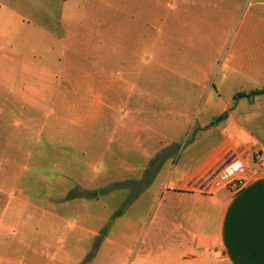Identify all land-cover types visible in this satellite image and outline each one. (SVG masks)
Segmentation results:
<instances>
[{
	"label": "rangeland",
	"instance_id": "374dc122",
	"mask_svg": "<svg viewBox=\"0 0 264 264\" xmlns=\"http://www.w3.org/2000/svg\"><path fill=\"white\" fill-rule=\"evenodd\" d=\"M73 1L70 14L61 0H0L44 30L24 32L15 45L27 46L12 49L29 59L23 50L37 39L44 81L22 80L11 60L12 81L0 84V264H226L196 246L193 225L222 190L214 183L230 154L223 149L168 182L174 167L185 170L215 141L196 135L221 101L209 98L201 113L183 106L197 107L202 92L190 80L200 77L195 64L209 71L224 58L231 28L264 10V0H186L180 21L164 24L165 41L163 0ZM151 27L160 48L155 64L142 65ZM68 29L75 45L64 50L46 33ZM130 68L133 76L122 77ZM53 71L61 81L46 80ZM25 85L42 97L22 98Z\"/></svg>",
	"mask_w": 264,
	"mask_h": 264
},
{
	"label": "crops",
	"instance_id": "0c3cea01",
	"mask_svg": "<svg viewBox=\"0 0 264 264\" xmlns=\"http://www.w3.org/2000/svg\"><path fill=\"white\" fill-rule=\"evenodd\" d=\"M72 1L61 0V6H65L70 14L74 11L69 6ZM184 6H188L186 0H176L175 3L172 0H163L161 13L163 32L164 24L171 17L180 21ZM97 9L101 10V8ZM73 14L72 16L75 17ZM16 31L18 35L13 33ZM43 31L41 26L30 24L22 14L0 3V84L8 86L7 82L12 81L6 64L11 60L19 62L25 72L26 76H23L22 80L44 81L42 64L36 60L37 39H34V44L29 50H23L28 51L31 56L29 59L22 52L16 54L12 50L27 46L16 47L15 45L18 39H24L22 36L24 32L32 36L37 33L43 34ZM147 31L146 52L149 56L142 61V65L144 63L153 65L155 64L154 50L160 48L157 47L159 37L154 27ZM48 32H46L48 36L51 34L57 37L56 40L60 42L63 50L66 45L74 47L75 43L70 41L74 36L72 29L62 30L57 34L50 30ZM231 32H234V36L231 42L227 39L224 43V50H227L224 58L217 59L209 71L195 64V76L200 77L198 80L193 78L190 80L194 81V84L202 91L194 97L198 103L197 107L186 106L187 104L183 102L186 113H191L193 109L201 113L202 105L209 98H217L221 101V113L215 119L225 114L226 117L217 122H214L213 118L208 122H198L201 131L196 135V139L199 141L214 138L215 141L185 170L181 171L174 167L168 183L174 179L180 181L186 179L211 156L220 154L223 149L230 154L227 159H231V164L239 161L250 166L251 169H245L238 175L236 182L212 194L208 201L201 205L203 217L201 221H198L199 224L195 220L194 236L197 240L196 246L201 247L203 251L207 248L213 250V256L216 257L217 262L220 260L226 264H264V174L260 173L258 165L254 162L258 154H264V94L250 98H235L237 93H250L264 89V74H258L264 73V10H255L253 13L248 11L237 29L233 27ZM163 36L162 41H165L166 36L170 39L165 32ZM161 48L170 49L164 42H161ZM135 62L139 65L138 60ZM125 70L127 71L121 73L122 77L133 76V69ZM211 75L215 76V88L204 90V83ZM61 79L60 74L53 71L46 80L59 82ZM18 94L24 99H30L32 96L37 98L42 97V90L39 91L36 86L25 85ZM191 94L189 93L190 97ZM180 96L189 97L185 94ZM187 103L189 104V101ZM219 254L221 259L218 258Z\"/></svg>",
	"mask_w": 264,
	"mask_h": 264
},
{
	"label": "built area",
	"instance_id": "2783aa9c",
	"mask_svg": "<svg viewBox=\"0 0 264 264\" xmlns=\"http://www.w3.org/2000/svg\"><path fill=\"white\" fill-rule=\"evenodd\" d=\"M257 164L261 174H264V154H258L256 157ZM245 170L244 163L236 161L226 167L219 178L215 181L216 188H225L238 180V175Z\"/></svg>",
	"mask_w": 264,
	"mask_h": 264
},
{
	"label": "trees",
	"instance_id": "16d2710c",
	"mask_svg": "<svg viewBox=\"0 0 264 264\" xmlns=\"http://www.w3.org/2000/svg\"><path fill=\"white\" fill-rule=\"evenodd\" d=\"M264 94V89H260V90H255V91H252L250 93H238L235 98L236 99H240V98H243V97H247V98H250V97H255V96H258V95H262ZM226 117V114L225 115H222L221 117L215 119L214 122H217V121H220V120H223L224 118Z\"/></svg>",
	"mask_w": 264,
	"mask_h": 264
}]
</instances>
